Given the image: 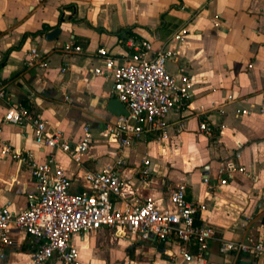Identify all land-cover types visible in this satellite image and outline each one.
Returning a JSON list of instances; mask_svg holds the SVG:
<instances>
[{
    "label": "crops",
    "instance_id": "obj_1",
    "mask_svg": "<svg viewBox=\"0 0 264 264\" xmlns=\"http://www.w3.org/2000/svg\"><path fill=\"white\" fill-rule=\"evenodd\" d=\"M44 24L46 30L33 34ZM185 24L183 39L171 40ZM53 27H59V33L46 39L44 33ZM128 34L151 40L150 53L178 45L179 54L166 67L191 79L192 97L181 112L168 113L166 138L147 130L140 140L121 145L105 129L106 122L116 118L107 109L113 81L90 68L100 63L96 49L101 45L117 63L126 62L131 54L125 43ZM67 40L83 50L68 57L63 73L60 48ZM31 47L46 54L45 67L24 65ZM2 59L0 81L8 98H0V120L9 105H23L71 141L80 137L84 124L90 126L93 139L80 161L55 151L71 191L91 190L83 173L120 158V174L130 183L114 197L116 202L138 203L152 195L160 206L171 207L169 188L185 183L187 199L206 203L197 220L214 225L216 235L209 240L204 264L233 258L219 252V237L264 241V0H0ZM202 119L212 125V134L199 129ZM2 142L30 149L39 160L50 151L35 141L27 121L3 123ZM232 163L242 170L233 171L226 183L219 182ZM143 167L148 170L144 176ZM221 167L226 173L219 172ZM205 175L211 186L202 181ZM35 193L29 167L0 152V203L18 211ZM10 237L3 247L4 264H36L31 235L12 226ZM72 242L86 264H158L180 250L175 237L158 242L153 237L119 236L105 226L74 233ZM40 264L61 262L53 257ZM235 264H264V251L255 259L241 254Z\"/></svg>",
    "mask_w": 264,
    "mask_h": 264
},
{
    "label": "built area",
    "instance_id": "obj_2",
    "mask_svg": "<svg viewBox=\"0 0 264 264\" xmlns=\"http://www.w3.org/2000/svg\"><path fill=\"white\" fill-rule=\"evenodd\" d=\"M186 32L185 24L170 39L179 43ZM125 43L131 49L126 62L117 63L109 50L101 45L96 49L100 63L90 68L93 73L112 79V94L128 109L127 115H116L114 121L106 122L105 129L121 145L140 140L147 130H155L161 138H166L168 113L181 112L189 106L192 97L191 79L174 74L166 67L167 61L179 54L178 45L161 46L150 53L153 49L151 40L137 39L132 34L125 37ZM60 50V70L64 73L68 67V57L82 52L83 48L79 43L67 40ZM23 63L27 67L42 68L47 64V57L37 47H31ZM0 98H8L3 81H0ZM23 121L32 125L35 141L49 147L50 151L44 159L39 160L30 149L14 148L4 142L0 144L1 154H10L29 167L37 184V193L29 196L25 208L13 211L9 204L0 203V264H4L3 247L11 242L12 226L31 235V257L36 264L53 257L61 264H86L79 257L72 235H83L102 226L110 227L119 236L153 237L158 242L175 237L180 243L179 252L158 264L207 263L209 240L215 237L216 227L197 220L207 205L198 198L187 199L185 183H176L169 188L171 207L160 206L152 195H146L138 203L116 202L114 197L130 183V179L120 174L122 160L118 158L115 163L100 170L85 171L82 176L90 183L91 190L73 192L70 190V178L58 164L55 151L60 150L73 160L80 161L93 139L90 126L84 124L80 137L71 141L61 129L50 128L47 120L38 113L23 105H9L0 120V130L3 123ZM199 129L207 134L213 132L212 125L205 119L199 121ZM143 163L147 164L148 159H143ZM235 170H242V167L232 163L229 173L221 167L219 172L226 175L219 182L226 183ZM147 174V168H141L140 175ZM202 181L211 186L206 175ZM218 250L222 254L233 255L231 260L224 259L221 264H235L241 254L258 258L264 251V241L219 237ZM125 264H130V261Z\"/></svg>",
    "mask_w": 264,
    "mask_h": 264
},
{
    "label": "water",
    "instance_id": "obj_3",
    "mask_svg": "<svg viewBox=\"0 0 264 264\" xmlns=\"http://www.w3.org/2000/svg\"><path fill=\"white\" fill-rule=\"evenodd\" d=\"M59 31V27H53L44 33V37L50 40L54 39ZM107 109L115 115L128 114V109L125 107L124 103L113 94L107 100Z\"/></svg>",
    "mask_w": 264,
    "mask_h": 264
},
{
    "label": "trees",
    "instance_id": "obj_4",
    "mask_svg": "<svg viewBox=\"0 0 264 264\" xmlns=\"http://www.w3.org/2000/svg\"><path fill=\"white\" fill-rule=\"evenodd\" d=\"M60 18H61V17H60ZM46 29H47V25L44 24L42 29L34 31L33 34H35V33H42V32H43L44 30H46ZM4 62H5V59L0 60V66H1Z\"/></svg>",
    "mask_w": 264,
    "mask_h": 264
}]
</instances>
